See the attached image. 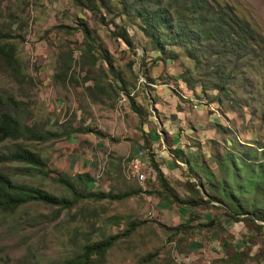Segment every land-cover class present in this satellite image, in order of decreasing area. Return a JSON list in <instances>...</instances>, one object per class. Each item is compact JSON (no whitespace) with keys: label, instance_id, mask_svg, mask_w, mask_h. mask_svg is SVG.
I'll return each mask as SVG.
<instances>
[{"label":"rangeland","instance_id":"374dc122","mask_svg":"<svg viewBox=\"0 0 264 264\" xmlns=\"http://www.w3.org/2000/svg\"><path fill=\"white\" fill-rule=\"evenodd\" d=\"M222 1L248 19L262 40L252 63L236 61L224 92L213 87L220 76L214 69L227 60L230 64L225 62L217 69L225 72L233 65L231 57L207 58L197 53L200 50L189 54L187 46L167 43L164 51L155 49L138 17L124 10L119 0H111L110 11L102 19L71 0H0V32L11 45L18 66L14 71L0 64V94L17 101V111L28 124L60 132L45 140L5 139L0 150L20 141L46 158L54 172L58 171L51 163L54 151H60L70 136L74 143L82 133L91 132L105 142L100 147L105 146L107 152H97L89 179L68 173L77 188L121 193L140 187L116 198L84 196L60 208L29 200L12 211L0 210V264H67L84 242L112 233L121 235L101 262L93 264H226L220 257L234 249L242 252L241 264H264V221L248 228L242 221L231 220L213 200L178 205L155 191L159 185L147 161L141 167L142 179L128 168L139 150L146 158L140 145L142 137L147 138L145 144L154 152L164 176L178 196L184 197L194 195L183 183L188 175L201 183L197 185L201 194L210 189L207 172L198 163L207 165L216 177L220 170L215 154L228 150L241 155L248 147L254 159L262 154L264 0ZM122 29L131 41L128 45L116 36ZM88 44L90 50H85ZM120 87L133 93L139 114L131 109ZM180 95L205 108L192 109ZM169 131H175L176 141L179 137L181 155L189 163L173 154ZM161 136L166 143L160 141ZM27 167L21 161H0V170L13 180L69 196L52 179L54 173ZM189 212L201 222L210 218L219 222L188 232L167 228L183 223ZM222 240L229 244L221 247Z\"/></svg>","mask_w":264,"mask_h":264},{"label":"trees","instance_id":"16d2710c","mask_svg":"<svg viewBox=\"0 0 264 264\" xmlns=\"http://www.w3.org/2000/svg\"><path fill=\"white\" fill-rule=\"evenodd\" d=\"M71 1L77 6L96 13L101 19L111 8V0ZM119 2L124 10L129 9L134 16L138 17L145 34L152 40L154 48L159 51H164V43H167L185 45L189 54L193 52L194 54H207V58L210 55L219 56V58L222 56L231 57L230 60L233 65L225 72L217 69L222 68L225 62L230 64L227 60L214 69L216 74L220 76H218V82L213 84V87L219 89L220 92L225 91L226 83L228 84L227 81L236 68V64L239 62L252 63L254 57L258 56L260 45L262 47L261 37L248 19L226 1L119 0ZM83 34L88 37L85 29H83ZM2 36L4 35L0 32V64L15 71L18 66L12 54V47ZM116 36L121 38L127 45L131 43L124 29L119 31ZM90 46L88 44L85 50H90ZM196 50L200 51L196 53ZM103 58L108 60L106 55ZM236 61L238 62L236 63ZM108 66L111 68L110 63H108ZM119 90L129 98L128 104L131 109L138 113L133 93L129 94L128 89L125 87H120ZM10 104L13 105L12 108L8 107ZM219 125L226 130V126ZM85 130V128H82V131ZM59 133L48 130L42 131L28 124L17 111V101L12 96L4 97L0 94V142L5 139L45 140L57 136ZM142 138L143 142L140 147L144 150L146 161L151 166L157 179L159 189L155 191L158 194H166L171 201L186 206L208 203L213 200L217 202L224 214L229 216L231 220L242 221L248 228L259 227L260 223L257 221H264V149H262L260 157L255 159L254 153L249 149L250 147H248V150L241 152V155H236L228 150H224L219 155L215 154V161L220 170L219 175L216 177L211 175L207 165L198 163L199 167L207 172L206 178L210 189H205L201 194L197 187L201 183L191 179L188 175L183 183L187 191H191L194 195L180 197L164 176L154 152L148 150L145 144L147 138ZM171 149L176 157L178 156L181 160L189 163L187 157L181 155L182 150L179 147H171ZM234 158L240 160L242 167L238 166ZM4 160L24 162L28 166L27 169L36 170L43 174L54 173L52 179L62 184L69 192V196H58L39 186L17 182L0 170V210L2 211H12L19 204L29 200L42 201L60 208L70 206L77 199L84 196L94 199L102 197L116 198L140 189L138 187L132 191L121 193H112L106 190H79L70 174L62 170L53 172L52 169L47 167L46 158L20 141L14 142L13 147L10 149L0 150V161ZM187 167L189 170L194 171L191 169L190 164ZM239 169H243L242 172ZM74 176L80 180L89 179L87 172L74 173ZM218 222L214 218L201 222L193 212H189L184 217L183 223L167 226V228L174 231L188 232L193 227H209ZM120 235V233H112L100 239L84 242L81 251L71 258L67 264L101 262L106 250ZM228 244L227 240H222L221 247H226ZM148 255L147 257H149ZM225 255L221 256L220 259L226 264H241L242 252L237 249H234L231 253L226 252ZM147 257L145 259H148Z\"/></svg>","mask_w":264,"mask_h":264},{"label":"crops","instance_id":"0c3cea01","mask_svg":"<svg viewBox=\"0 0 264 264\" xmlns=\"http://www.w3.org/2000/svg\"><path fill=\"white\" fill-rule=\"evenodd\" d=\"M181 97L187 99L190 102L191 108L194 110H200L201 108H205L204 106H198V104L192 105V101L185 97V95H182ZM182 131L188 133L186 128H184ZM169 133L171 132L169 131ZM90 135L93 134L91 132L82 133L80 136L81 139L76 138V142L74 143V138L70 140V136V138H68V140L63 144L62 149L60 151L57 149L54 151L52 156L53 161L51 162L52 165L58 170L65 171L70 174L87 172L90 176H92L95 171L97 152L99 154L103 152V154L105 155L107 150L105 146L100 147V145H104L103 143L105 142H101L95 139L94 135L93 138H90ZM171 135L172 136L170 137L172 140L170 141V147H179L181 149V145L178 144V142L180 141L179 137L177 138L178 141L175 140V131L171 133ZM159 139L162 143H166V139H164L163 136H161ZM137 152L138 151H136L133 155H135ZM133 155L126 157H132ZM55 159L59 160L56 161Z\"/></svg>","mask_w":264,"mask_h":264},{"label":"built area","instance_id":"2783aa9c","mask_svg":"<svg viewBox=\"0 0 264 264\" xmlns=\"http://www.w3.org/2000/svg\"><path fill=\"white\" fill-rule=\"evenodd\" d=\"M123 98V97H122ZM131 167L137 174V176H142L141 167L146 165V158L143 156L142 152L139 150V156L136 159V163H130Z\"/></svg>","mask_w":264,"mask_h":264},{"label":"bare ground","instance_id":"6f19581e","mask_svg":"<svg viewBox=\"0 0 264 264\" xmlns=\"http://www.w3.org/2000/svg\"><path fill=\"white\" fill-rule=\"evenodd\" d=\"M136 159L137 157L131 159L129 162H128V168L133 172V174L136 176L137 179H142L143 178V174L142 176H137V174L135 173V171L133 170V168L131 167V164L130 163H136Z\"/></svg>","mask_w":264,"mask_h":264}]
</instances>
